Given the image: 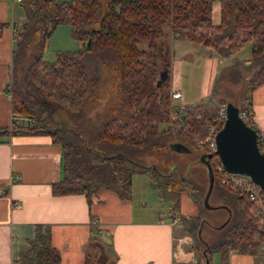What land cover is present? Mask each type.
Segmentation results:
<instances>
[{"label":"trees","instance_id":"obj_1","mask_svg":"<svg viewBox=\"0 0 264 264\" xmlns=\"http://www.w3.org/2000/svg\"><path fill=\"white\" fill-rule=\"evenodd\" d=\"M217 3L218 11L214 8ZM19 4L24 21L13 33L10 101L14 114L28 115L33 122L29 127H14L26 133L47 134L60 145L61 177L52 183V193H80L90 203L97 191L105 188L129 200L133 173L150 168V183L163 200L176 203L186 192L195 202V214L182 220L183 230L193 240L198 264H204L203 251L209 264L213 252H219L221 264H225L233 248L246 253L260 248L264 254V223L250 211L245 193L221 181L213 162L209 160L214 177L209 196L213 194L220 203L210 207L204 204L205 195L200 204V180L166 171V152L177 151L171 145L179 142L191 148L194 136L205 137L215 106L170 105L168 65L164 63L159 70L148 60L150 51L159 48L165 26L173 38H185L222 57L234 55L249 42V61L257 69L247 82L248 102L241 109L234 105L255 129L258 147L264 151L251 102V92L264 83V0H20ZM61 23L69 24L72 37L85 45L59 50L54 59L46 60L43 52L47 40ZM24 54H28V62L22 65ZM107 62L118 68L121 95L116 105L96 116L99 122L89 130L82 123L83 105L98 87ZM57 110H63L69 121L58 124L53 116ZM177 110L180 114L174 118ZM143 153L156 154L158 163H144ZM228 208L230 218L220 227ZM206 212L209 216L215 212L217 220L209 222L204 217ZM205 224L212 229V239L201 234ZM25 242L27 247L14 264L60 261L48 225L36 223L33 237ZM90 245L96 248L101 243L91 238ZM98 249V256L96 252L86 253L83 264H113L116 255L108 260L103 249Z\"/></svg>","mask_w":264,"mask_h":264},{"label":"crops","instance_id":"obj_2","mask_svg":"<svg viewBox=\"0 0 264 264\" xmlns=\"http://www.w3.org/2000/svg\"><path fill=\"white\" fill-rule=\"evenodd\" d=\"M214 8L218 11L217 4ZM23 21L19 1L0 0V264H14L27 247L25 241L33 237L36 223L50 228L51 242L61 255L56 264H83L86 253L95 252L91 238L102 245L108 242L110 258L116 255L113 264H194L195 253L184 247V238L180 243L174 238L179 216L172 218L170 212L150 218L143 211L135 215L132 197L121 199L105 188L99 189L90 203L80 193H52V183L61 177V147L47 134L15 128L11 98L5 93L15 46L12 28ZM170 46L174 51L172 38ZM165 47H169L167 41ZM205 48L209 54L206 62H212L214 76L218 59L213 57L215 52ZM249 56L250 52L246 59ZM222 58L238 59L236 55ZM184 102L194 104L191 100ZM251 102L253 120L264 138V83L251 92ZM180 200L182 213L194 212L186 193L180 194ZM225 264H264V256L260 250L246 253L233 248Z\"/></svg>","mask_w":264,"mask_h":264},{"label":"rangeland","instance_id":"obj_3","mask_svg":"<svg viewBox=\"0 0 264 264\" xmlns=\"http://www.w3.org/2000/svg\"><path fill=\"white\" fill-rule=\"evenodd\" d=\"M217 5L219 7V3H217ZM164 29L165 34L160 39L158 43L159 45H157L159 48L150 51L148 60L154 63L159 70L164 63L168 65V68L165 67V69L169 75L170 88L172 90H174L172 87L179 88L182 95V99H176L174 101L171 99L170 101H172V103L170 105H185L182 104L185 103V100H191L194 104H200V109H203L205 105L209 104L211 107L213 104V106H215V113L213 114L212 120L215 115L218 114L220 107L225 106L227 102H230L233 105L236 104L239 106V109L246 105L250 96V93L246 91L247 82L249 77L257 69L256 65H253L249 59H246L248 58L246 57L247 54L250 52L249 42H246L244 47L234 54L238 59H223L216 53H213V57H217L218 63L215 65L217 66L215 68L217 71L215 75L212 76L211 70L213 65L211 61L209 62L210 65L206 62L209 54L205 51L206 48L204 46H198L185 38H173L169 28L165 26ZM171 38L174 51L170 46ZM166 41L169 46L168 49H165ZM84 45L85 42L78 41L72 37L69 24L61 23L55 27L48 38L43 52V58L46 60H52L54 59L56 52L59 50H75L82 48ZM143 47H145L144 44ZM246 60L247 62H244ZM20 61L22 65L26 64L28 62V54L22 55ZM119 82L118 68L115 67L112 62H107L102 68L101 81L98 87L95 89L94 94L83 105L85 119L82 120V123L84 127L92 130L99 122V119H97L96 116L103 115L105 111L116 105L121 95ZM53 116L58 124L60 122L63 123V121H69L63 110L55 111ZM196 116L199 117L200 114L197 113ZM195 138V136L192 138L193 146L191 148L166 152L168 158L166 171L174 170L173 172L176 174V177L186 176L189 180L191 177L197 178L198 181L200 180L201 192L198 194L201 199L200 204H203V197L206 195L209 181L206 176L204 163L202 159H200V156L202 152H209H205L202 147H199L194 143ZM175 139V137L169 138L167 139V142L174 141ZM209 160L213 162L212 158ZM143 162L146 164H157L158 157L156 154L143 153ZM150 174L151 169L147 168L145 171L135 172L132 175L131 203L135 215L136 213L143 211L150 218L156 217L158 213L166 216L170 212L172 218L179 216L175 221L176 228L174 238L175 240L177 238V243L180 238H184V241H182L184 247L193 251L192 247L194 243L191 236L183 230L184 224L182 217L195 214L197 208L195 202L189 198L191 203L195 206L194 212L190 214L182 213L179 207L181 202L180 196L179 199L176 200V203L165 199L163 200L159 196L158 190L151 185L149 179ZM94 197H97V195ZM219 203L220 201L215 198L213 194H211L207 200L209 206L217 205ZM206 213L208 215V212ZM210 214V216L204 215L209 222L217 220L218 216L215 212H210ZM172 231L174 232L173 229ZM201 234L206 239L213 238L212 229L207 224L203 226ZM107 243L108 242L106 241L105 245L101 244L98 247L103 249L102 251L107 255L109 260L110 252L109 248H107ZM259 250L260 248H257V251ZM94 251L98 256L100 253L99 251L101 250L95 248ZM98 261L99 258L95 259V263H98ZM221 263L222 260L219 253L213 252L211 254V264Z\"/></svg>","mask_w":264,"mask_h":264},{"label":"water","instance_id":"obj_4","mask_svg":"<svg viewBox=\"0 0 264 264\" xmlns=\"http://www.w3.org/2000/svg\"><path fill=\"white\" fill-rule=\"evenodd\" d=\"M215 142L216 148L213 153L218 156L227 171L247 174L264 190V151H261L258 147L255 129L244 121L238 108L230 102L226 104V118L222 128L215 135ZM171 147L177 151L183 148L186 149L179 142L173 143ZM213 153L200 156L209 173V186L204 197V204L207 207L209 206L207 198L214 181L209 164V159ZM230 215L231 212L228 208V216L220 224V227L227 223ZM200 230L201 225L198 228V234H200ZM203 255L205 256L204 264H209L205 251H203Z\"/></svg>","mask_w":264,"mask_h":264},{"label":"built area","instance_id":"obj_5","mask_svg":"<svg viewBox=\"0 0 264 264\" xmlns=\"http://www.w3.org/2000/svg\"><path fill=\"white\" fill-rule=\"evenodd\" d=\"M20 1V0H16ZM1 29V27H0ZM13 32L15 31L12 28ZM5 93L10 97V83L5 87ZM182 95L179 89L171 91L172 101L181 99ZM180 114V110L173 113L176 118ZM242 116V115H241ZM226 118V105L221 106L218 114L215 115L212 122L207 126V135L205 137H196L194 142L204 149V151L213 153L216 148L215 135L222 128ZM32 118L28 115H19L12 113V125H20L21 127H29L32 123ZM216 154L213 153L212 161L214 162L215 170L221 178V181L227 184L233 190H240L245 193L250 200V211L254 217H257L261 223H264V190L255 183L250 176L243 173L229 172L225 169L221 161L217 160ZM218 157V156H217ZM194 264H198L196 261Z\"/></svg>","mask_w":264,"mask_h":264}]
</instances>
